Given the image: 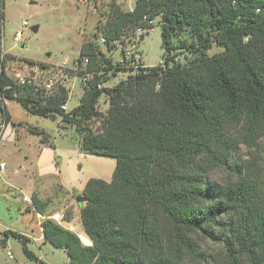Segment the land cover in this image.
I'll list each match as a JSON object with an SVG mask.
<instances>
[{
    "label": "trees",
    "instance_id": "16d2710c",
    "mask_svg": "<svg viewBox=\"0 0 264 264\" xmlns=\"http://www.w3.org/2000/svg\"><path fill=\"white\" fill-rule=\"evenodd\" d=\"M0 6V113L11 122L5 100L16 99L33 114L60 115L79 132L81 151L116 160L110 181L93 177L83 189L82 240L52 219L41 224L44 239L64 249L69 264H264V157H239L242 143L264 142V0H136L131 10L112 8L98 40L82 44L70 70L86 81L71 110L62 108L65 83L46 89L8 74L1 55L5 0ZM158 15L165 48L159 64L132 73L114 60L115 46L101 47L100 36L111 41L153 27L145 17ZM183 34L191 40L175 46ZM215 45L222 50L210 53ZM182 48L191 54L185 62L172 54ZM120 72L129 73L99 86ZM94 119L99 130L90 126ZM28 129L54 145L45 130ZM217 170L221 179L212 176ZM32 200L36 212L52 214L39 196ZM64 220L72 224L70 216ZM3 234V245L12 235L29 259L48 264L27 235Z\"/></svg>",
    "mask_w": 264,
    "mask_h": 264
},
{
    "label": "rangeland",
    "instance_id": "374dc122",
    "mask_svg": "<svg viewBox=\"0 0 264 264\" xmlns=\"http://www.w3.org/2000/svg\"><path fill=\"white\" fill-rule=\"evenodd\" d=\"M135 2L136 0H5L1 55L8 57V74L15 80L35 75L42 81L53 78L55 82L65 83L70 90L68 109H73L80 103L84 93L80 78L70 71L77 67L82 44L98 40L96 35L99 27L106 23L112 8L128 11L135 6ZM153 20V29L145 35L139 46L148 66L159 64L165 54L160 26L162 16L158 15ZM36 26L38 28L35 31ZM19 31L23 34L17 40ZM185 39L191 40L187 34H183L174 38L173 44L181 46V40ZM101 47L105 49L104 46ZM221 50V47L215 45L210 53ZM172 54H177V59L181 62L187 61L191 56L184 48L173 50ZM113 58L115 61L120 60V52L115 51ZM27 59L36 61L37 65H31ZM42 64L44 67H41ZM128 73L120 72L111 77L105 86H113L126 78ZM5 101L13 121L8 125L6 136L0 144V154L7 162L6 169L0 171V240L4 237V231H18L31 237L29 248L45 261L69 264V256L64 249L53 245L40 249L41 242L35 238L43 235L40 226L42 219L34 210V204L27 203L24 196L30 195L33 198L36 194L49 204L47 213L61 212L64 216H70L75 228L80 234H84L76 197L82 195L90 178L110 181L116 160L81 151L79 132L74 126L65 124L60 115H36L16 99ZM108 105V97L103 94L99 109L105 112ZM28 126L45 130L54 145L42 143V136L31 133ZM90 126L99 130L100 121L94 119ZM251 154L262 159L264 142L259 148H248L243 143L240 145V158H250ZM223 175V170L212 174L218 179ZM34 184L36 188L32 194ZM2 243L0 241V263L38 264L26 256L22 240L11 235L5 245ZM206 245L216 247L209 240H206ZM8 251L13 253V258L8 255Z\"/></svg>",
    "mask_w": 264,
    "mask_h": 264
},
{
    "label": "built area",
    "instance_id": "2783aa9c",
    "mask_svg": "<svg viewBox=\"0 0 264 264\" xmlns=\"http://www.w3.org/2000/svg\"><path fill=\"white\" fill-rule=\"evenodd\" d=\"M0 11H1V8H0ZM145 18L149 22V24H153V22H154L153 19L150 20V19H147V17H145ZM152 29H153V27H150L149 25L140 26L137 28L135 33H133V34L124 33L120 37L114 38L111 41H108L105 36H100L99 37V43L102 46H104L105 48H106L105 43H107V42H109L110 45L115 46L114 52L119 51L121 54V59L118 61L121 62L126 67L130 68L131 70L129 72L137 73L141 70V68H145L148 66L145 63L142 54L140 53L139 46H140V42H141V36L144 34H148ZM22 34H23L22 31L17 32L16 39L20 40L22 38ZM114 52H113V54H114ZM85 62H88V59H85ZM17 81L20 84L30 83V84H34L36 86H41V87L46 88V89H52L56 83L53 78H48L47 80L42 81L39 78H37L35 75L20 77L19 80H17ZM81 84L82 85L86 84L85 78ZM101 85H105V83L100 84L99 86H101ZM62 108L64 110H69L68 109V102L63 104ZM9 124H10V122L7 121L6 117L0 113V144L2 143V141L4 140V138L6 136V132H7V128H8ZM6 167H7V162L0 154V171L5 170ZM24 200L29 204H34L32 197L30 195H25ZM39 217L43 218V220L48 219V218L52 219L53 221L57 222L58 224H60L64 228H67V229L75 232L81 238V234L75 228V225H73L71 223H66V221L64 220V214L63 213L55 212L49 216L39 214ZM81 240H82V238H81ZM85 244H89V243H85ZM8 255L13 258V253L11 251H8Z\"/></svg>",
    "mask_w": 264,
    "mask_h": 264
},
{
    "label": "crops",
    "instance_id": "0c3cea01",
    "mask_svg": "<svg viewBox=\"0 0 264 264\" xmlns=\"http://www.w3.org/2000/svg\"><path fill=\"white\" fill-rule=\"evenodd\" d=\"M11 120L13 121V119L11 118ZM15 124H13V126H14ZM35 185L36 184H34L33 186H32V189H31V191H32V194L34 193V190H35ZM49 207V206H48ZM38 213V212H37ZM39 214H41V213H38V216H39ZM41 215H43V214H41ZM42 219V221L40 222V226H41V224H42V222L44 221L43 220V218H41ZM42 228V227H41ZM43 233V232H42ZM28 236V235H27ZM29 238H30V240H31V237L30 236H28ZM35 238V237H34ZM35 239H37L39 242H41V244L39 245L40 246V249H42L43 248V246H47V245H52L50 242H48V241H46L45 239H44V235H42V236H40V237H38V238H35ZM54 246V245H53ZM53 246H51V247H53ZM55 247V246H54ZM62 249V248H61ZM66 252V251H65ZM36 253V252H35ZM37 254V253H36ZM37 256H39V258H41L42 260H44L43 258H42V256L41 255H38L37 254ZM45 261V260H44ZM45 262H47L48 264H53V263H51L50 261H45Z\"/></svg>",
    "mask_w": 264,
    "mask_h": 264
},
{
    "label": "water",
    "instance_id": "95a60500",
    "mask_svg": "<svg viewBox=\"0 0 264 264\" xmlns=\"http://www.w3.org/2000/svg\"><path fill=\"white\" fill-rule=\"evenodd\" d=\"M37 28H38V26L34 27V30L36 31ZM76 200H77L78 203H81V202H84L85 201V198L83 197V195H78L76 197Z\"/></svg>",
    "mask_w": 264,
    "mask_h": 264
},
{
    "label": "bare ground",
    "instance_id": "6f19581e",
    "mask_svg": "<svg viewBox=\"0 0 264 264\" xmlns=\"http://www.w3.org/2000/svg\"><path fill=\"white\" fill-rule=\"evenodd\" d=\"M86 240V239H85ZM88 243V242H87Z\"/></svg>",
    "mask_w": 264,
    "mask_h": 264
}]
</instances>
